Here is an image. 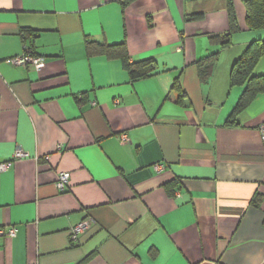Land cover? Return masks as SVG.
I'll return each mask as SVG.
<instances>
[{
    "label": "crops",
    "instance_id": "1",
    "mask_svg": "<svg viewBox=\"0 0 264 264\" xmlns=\"http://www.w3.org/2000/svg\"><path fill=\"white\" fill-rule=\"evenodd\" d=\"M231 2L236 31L227 0H0V163L29 155L0 172V264H264V93L226 123L232 66L264 30ZM87 42L152 72L132 80ZM27 50L37 66L11 62Z\"/></svg>",
    "mask_w": 264,
    "mask_h": 264
},
{
    "label": "trees",
    "instance_id": "2",
    "mask_svg": "<svg viewBox=\"0 0 264 264\" xmlns=\"http://www.w3.org/2000/svg\"><path fill=\"white\" fill-rule=\"evenodd\" d=\"M134 1L136 0H120V3L123 8H126ZM240 1L245 8V24L247 28L249 30H264V0ZM227 4L230 31H236L238 30V26L231 0H227ZM191 19L188 18L187 21ZM229 35L218 39L222 49L230 47L231 40ZM85 49L89 56L101 55L109 59H119L132 80L143 79L148 77L152 72V60L146 59L136 63L130 62L124 44L107 45L87 42ZM263 56L264 38L251 42L242 55L234 62L230 73V86L242 87L243 92L227 119L226 123L228 125H235L237 116L247 109L258 95L264 93V75H258L254 72ZM216 60L217 55L211 54L206 59L198 62L200 67L205 66L201 72V81L205 82L210 77L212 66ZM176 90L179 92L178 101L182 102V91L179 88Z\"/></svg>",
    "mask_w": 264,
    "mask_h": 264
},
{
    "label": "built area",
    "instance_id": "3",
    "mask_svg": "<svg viewBox=\"0 0 264 264\" xmlns=\"http://www.w3.org/2000/svg\"><path fill=\"white\" fill-rule=\"evenodd\" d=\"M41 60H42L41 58L35 57L34 55L30 53L29 50H27L24 55L14 58L11 62L17 66H26V65L37 66L38 62ZM259 131H260L261 144H262V148L264 151V124L260 126ZM127 141L128 139L126 138V136L122 137V140H121L122 143H125ZM28 157L29 155L26 152H24L20 148H17L14 151L12 159L10 161L0 163V172H5L9 170L14 161L24 160V159H27ZM162 169L163 167L160 165L154 166V170L156 172H159ZM69 178L70 176H69V173L67 172L58 173L56 183H55L56 189L61 192L65 191L68 186ZM92 223H93L92 219H87V220H83L81 223L74 226L71 229L70 241L75 242L77 240L78 235L81 234L88 227H90ZM4 234H6L8 237H13L15 235V230L14 229L9 230L6 233H4L3 230H0V235L2 236Z\"/></svg>",
    "mask_w": 264,
    "mask_h": 264
},
{
    "label": "rangeland",
    "instance_id": "4",
    "mask_svg": "<svg viewBox=\"0 0 264 264\" xmlns=\"http://www.w3.org/2000/svg\"><path fill=\"white\" fill-rule=\"evenodd\" d=\"M235 1L240 2L239 4H242L240 0H235ZM242 6H243V4H242ZM244 18H245V16H244ZM233 39H234V38H232V40H233ZM250 43H251V42H250ZM250 43H249V44H250ZM245 49H246V48H245Z\"/></svg>",
    "mask_w": 264,
    "mask_h": 264
}]
</instances>
